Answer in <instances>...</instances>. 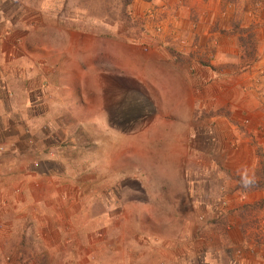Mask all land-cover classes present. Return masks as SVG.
<instances>
[{"label":"rangeland","instance_id":"1","mask_svg":"<svg viewBox=\"0 0 264 264\" xmlns=\"http://www.w3.org/2000/svg\"><path fill=\"white\" fill-rule=\"evenodd\" d=\"M64 1L83 29L126 45L115 44L113 67L104 57L85 78L82 117L97 102L102 119L59 142L68 158L54 173L65 186L33 188L22 210L40 225L57 212L58 225L76 228L62 239L82 240L80 264H206L229 250L264 259V146L254 131L264 0ZM192 180L206 181V203L191 200ZM91 238L100 243L87 248ZM61 253L38 252L34 264H63Z\"/></svg>","mask_w":264,"mask_h":264},{"label":"crops","instance_id":"2","mask_svg":"<svg viewBox=\"0 0 264 264\" xmlns=\"http://www.w3.org/2000/svg\"><path fill=\"white\" fill-rule=\"evenodd\" d=\"M83 25L84 19L64 0L33 6L24 1L6 5L0 0V264H34L42 251L47 258L62 251L63 264L69 254L75 256L70 264L81 263L80 251L86 247L82 240L72 248L66 244L70 240L62 239L66 231L76 228L58 225L60 214L51 211L43 212L41 218L53 222L40 225L35 221L36 211L22 208L34 205L30 200L33 188L58 192L65 186L54 172L63 169L68 156L67 150L59 148V142L68 137L66 132L102 119L97 102L91 104L92 113L82 117L83 92L91 90L85 78L98 75L99 60L104 57L108 67H113L109 59L113 60L115 44L120 46V42L87 31ZM125 45L122 42L120 47ZM251 98L248 94L242 100ZM256 99L254 131L264 146V101ZM76 138L74 132L72 139ZM206 170H210L207 164ZM207 195L206 181L192 180L191 200L206 203ZM257 196L263 197L264 190ZM99 243V238L86 242L87 248ZM232 253L229 250L224 259L212 256L206 264H264V259L256 257L236 260Z\"/></svg>","mask_w":264,"mask_h":264},{"label":"trees","instance_id":"3","mask_svg":"<svg viewBox=\"0 0 264 264\" xmlns=\"http://www.w3.org/2000/svg\"><path fill=\"white\" fill-rule=\"evenodd\" d=\"M127 1H129V0H125L124 4H126V3H127Z\"/></svg>","mask_w":264,"mask_h":264}]
</instances>
